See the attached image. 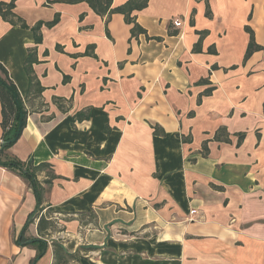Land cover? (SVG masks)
Instances as JSON below:
<instances>
[{
  "label": "crops",
  "instance_id": "crops-1",
  "mask_svg": "<svg viewBox=\"0 0 264 264\" xmlns=\"http://www.w3.org/2000/svg\"><path fill=\"white\" fill-rule=\"evenodd\" d=\"M13 12L0 15V64L27 115L10 152L51 165L37 178L54 174L42 213L59 228L34 264L55 262L52 242L69 264H264V49L244 60L246 26L264 48V0H149L134 35L84 1ZM35 206L0 166V264H31L35 249L15 241Z\"/></svg>",
  "mask_w": 264,
  "mask_h": 264
},
{
  "label": "trees",
  "instance_id": "trees-1",
  "mask_svg": "<svg viewBox=\"0 0 264 264\" xmlns=\"http://www.w3.org/2000/svg\"><path fill=\"white\" fill-rule=\"evenodd\" d=\"M16 0H0V15L11 22L14 21L15 14L13 9L15 7ZM71 3L86 2L89 7L98 15L106 16V22H108V18L113 13H121L124 15V19L127 23H132L131 34L134 35L138 33H146V31L141 28L138 24H136L134 17L131 15L133 11L141 10L147 6L149 0H127L125 3L112 7V0H68ZM209 11L207 10V14ZM17 22L21 24V26L27 27L25 23H23L19 18L16 19ZM58 21V15H56L49 22H38L34 27H32L33 31H39L41 25L44 24L46 27L54 26ZM247 32H249V42L246 47L244 60H247L251 54L255 51L264 49L262 46L258 45L254 41L253 32L249 27H245ZM37 42L41 41V37L38 36L36 38ZM195 50L198 49V45L195 46ZM27 63L30 64L32 62V58L28 57L26 59ZM31 80L33 78L31 77ZM201 84H207V79H200L198 81ZM34 85V83H33ZM214 87H208L203 90L198 96L197 102H201V98L203 96H208L213 91ZM0 112H1V128L2 135L0 141V166L4 167L8 170L15 172L18 176H20L24 181L27 182L29 187L33 190V193L36 198V206L32 212L27 217V220L22 228V231L19 237L16 239L15 243L21 246H28L36 251L35 257L31 260V264H34L38 259H40L44 254L46 249L48 248V242L44 238L48 229H53V222L48 219V215L52 212L50 208L46 209L45 213H42V209L44 208V195L48 190V187L51 184L52 178L54 177L53 173H49L46 171V178L43 181H39L37 178V174L42 170H47L51 168V165L48 162H41L39 164H35L32 159H28L26 161H22L16 156H14L10 152V148L17 141L20 136V133L25 126L26 121V110L24 109V105L22 99L19 95V92L13 83V81L9 78L6 68L0 64ZM190 112L189 114H191ZM83 115V116H82ZM87 115L77 113V118H83ZM19 123H21V129L19 136H17ZM225 130V128H219L214 136L215 139H220L221 130ZM156 132V129H154ZM244 137L243 133L238 134L237 145L240 144ZM224 141L228 142V138H224ZM206 141L203 142V148L206 150ZM46 185V186H45ZM37 221V231L40 237L27 236L26 231L31 223L34 222L35 219ZM54 247V260L53 264H69V261L72 259H77L76 254H70L68 249L62 246V244L58 242H52Z\"/></svg>",
  "mask_w": 264,
  "mask_h": 264
},
{
  "label": "built area",
  "instance_id": "built-area-1",
  "mask_svg": "<svg viewBox=\"0 0 264 264\" xmlns=\"http://www.w3.org/2000/svg\"><path fill=\"white\" fill-rule=\"evenodd\" d=\"M173 23H174L175 26H179L180 25V21H178V20H175ZM193 212H194V210L191 211V213H193Z\"/></svg>",
  "mask_w": 264,
  "mask_h": 264
},
{
  "label": "water",
  "instance_id": "water-1",
  "mask_svg": "<svg viewBox=\"0 0 264 264\" xmlns=\"http://www.w3.org/2000/svg\"><path fill=\"white\" fill-rule=\"evenodd\" d=\"M21 123H19V127H18V132H17V136H19V133H20V129H21Z\"/></svg>",
  "mask_w": 264,
  "mask_h": 264
},
{
  "label": "rangeland",
  "instance_id": "rangeland-1",
  "mask_svg": "<svg viewBox=\"0 0 264 264\" xmlns=\"http://www.w3.org/2000/svg\"><path fill=\"white\" fill-rule=\"evenodd\" d=\"M54 230H58L59 228L56 226V225H54V228H53ZM59 234H60V232H59ZM56 240H60L59 238H57Z\"/></svg>",
  "mask_w": 264,
  "mask_h": 264
}]
</instances>
